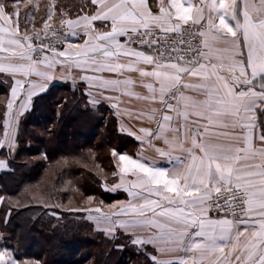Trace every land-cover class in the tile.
<instances>
[{"label": "snow or ice", "instance_id": "6c2138e0", "mask_svg": "<svg viewBox=\"0 0 264 264\" xmlns=\"http://www.w3.org/2000/svg\"><path fill=\"white\" fill-rule=\"evenodd\" d=\"M20 3L0 0V86L10 91L0 100V171L14 170L23 151L20 125L34 99L58 76L68 83L72 69L83 110L135 120L117 131L170 166L113 149L117 182L102 189L128 199L97 205L88 196L64 210L84 213L144 264H264V0H86L55 25V5L39 27L29 11L23 28ZM42 203L59 218L61 205ZM14 207L7 201L5 226ZM14 252L0 250V264H47Z\"/></svg>", "mask_w": 264, "mask_h": 264}, {"label": "trees", "instance_id": "16d2710c", "mask_svg": "<svg viewBox=\"0 0 264 264\" xmlns=\"http://www.w3.org/2000/svg\"><path fill=\"white\" fill-rule=\"evenodd\" d=\"M58 94L51 90L35 100L20 125L23 151L14 170L0 171V193L6 197L0 209V233L21 258H43L47 264H134L127 260L132 256L144 264L145 257L130 247L115 250L114 242L94 230V222L87 221L84 213L64 210L84 206L88 196L103 202L118 196L102 189V183L114 176L101 177L114 171L111 145L118 137L114 121L102 129L103 119L83 110L78 94H67V103ZM7 201L16 207L5 226ZM42 202L61 205L56 208L59 218Z\"/></svg>", "mask_w": 264, "mask_h": 264}, {"label": "crops", "instance_id": "0c3cea01", "mask_svg": "<svg viewBox=\"0 0 264 264\" xmlns=\"http://www.w3.org/2000/svg\"><path fill=\"white\" fill-rule=\"evenodd\" d=\"M86 0H31V2L28 4V7L26 8L24 6L23 0H21L20 3V19H21V28H23V24H24V17L25 14L29 11H31L34 16H35V23L36 25L39 27L42 25V21L43 18L46 17V14L48 12V9L50 6L55 5V15L53 18L52 23L56 24L58 23V17L61 13V11H67L69 13V15L71 16H75L79 9L80 6L85 4ZM186 2H189V0H186ZM191 3L193 4H199L200 0H190ZM206 15H207V10H206ZM57 21V22H55ZM99 24V22H97ZM77 42H82V39L77 41ZM0 55H3L2 53H0ZM74 75V72L72 69H69L68 72L66 73V77L68 80V83L64 82V77H59L58 76V82L55 83L53 86H51L49 88V90L47 92H50L51 90H55L57 89V92H59V97H61L63 99V101L65 99H67V94H71L70 96H73V92L70 91V87H72V76ZM9 81L6 80L5 84H8ZM78 83V81H77ZM131 87V86H130ZM46 92V93H47ZM44 93V94H46ZM43 94V95H44ZM79 95V93H76ZM10 95V91L7 87L5 86H0V100H6L8 98V96ZM23 95V94H22ZM43 95L37 97L34 99L35 100L39 99L40 97H42ZM64 96V97H63ZM22 102V100H18L16 105L14 106V112L19 110V105ZM134 103H141V102H135ZM33 107V106H32ZM122 108L124 107V105L121 106ZM103 110L105 109H101L99 112H97V114L101 117L106 118L107 116H109L107 122L111 119L114 121V129H115V133L118 137V142H117V152L118 153H123V154H127L133 158H141L143 157V159L150 163V164H156V165H161V166H170L168 165V162L166 160H162L158 157L157 154H155L154 152H152L150 149H148L146 147V145H141L139 142H137L134 138H132L131 136L128 135H124L121 134L120 132L117 131V129L119 127H121L122 125L125 127H128L129 125H136L137 127L139 126L135 120H132L130 117H128L127 115H116L113 116L109 111H107L108 114H106V112H104ZM5 111L4 108H0V113H3ZM24 118V117H23ZM1 120V123L3 124V120ZM104 122L105 126L106 123ZM261 129L259 127V125L257 126L256 129V135L258 136L260 133ZM10 135H15L17 132L16 129V122L15 120H13L12 122V127L9 129ZM1 133V138L0 140L4 139L3 136V127L2 130L0 131ZM121 139H124V142H121ZM257 145L259 144V141H256ZM175 155V153H174ZM115 163L117 162V158H115ZM116 181V177H114V179L111 182L106 183L107 185H112L114 184ZM112 193H118V196L108 202H103L105 205L107 204H111V203H115L118 202L120 200H127V194L123 191V190H119L116 192H112ZM106 210V209H105ZM231 219V218H230ZM103 227V225H101V228ZM240 230L244 229V225L241 224L240 226ZM158 258H164V259H176V256H158ZM196 258H199V254H197Z\"/></svg>", "mask_w": 264, "mask_h": 264}, {"label": "rangeland", "instance_id": "374dc122", "mask_svg": "<svg viewBox=\"0 0 264 264\" xmlns=\"http://www.w3.org/2000/svg\"><path fill=\"white\" fill-rule=\"evenodd\" d=\"M55 22H57V21H55ZM104 112H106V114H108L107 113V110H103ZM99 117H101V116H99ZM102 119H103V117H101ZM108 118H109V116H107L106 118L104 117V119H103V121L104 122H107V120H108ZM110 119H111V117H110ZM105 124V123H104ZM105 128V125L102 127V129H104ZM117 140L116 139H114V140H112V145H111V153H112V150L113 149H115L116 151H118L117 150ZM121 142H124V139H121ZM111 158H112V161H113V163H114V165H115V158L114 157H112V155H111ZM116 171V168H114V171H113V169H111V171H110V173L108 174L107 172H103V174H102V178H104V177H112V174H113V172H115ZM108 174V175H107ZM111 181V180H110ZM95 198V197H94ZM102 200H100L98 197L97 198H95V204H99L100 202H101ZM67 203H71L70 201H68ZM72 204V203H71ZM122 241V243H125V241L124 240H121ZM5 247H7L9 250H13V248H11L10 247V245H9V243H7L6 241H4V242H0V250H2L3 248H5ZM131 249L130 250H133L134 251V253L136 254V251L131 247V246H129ZM14 255H17V252H14ZM24 258H26V257H24ZM127 260H131L130 261V263H134V264H141L143 261L141 260V258H135L134 256H132L131 258L130 257H127ZM140 260V261H139Z\"/></svg>", "mask_w": 264, "mask_h": 264}, {"label": "built area", "instance_id": "2783aa9c", "mask_svg": "<svg viewBox=\"0 0 264 264\" xmlns=\"http://www.w3.org/2000/svg\"><path fill=\"white\" fill-rule=\"evenodd\" d=\"M54 25H55V24H54ZM228 218H233V217L229 216Z\"/></svg>", "mask_w": 264, "mask_h": 264}]
</instances>
